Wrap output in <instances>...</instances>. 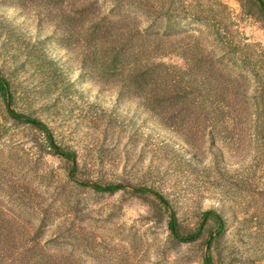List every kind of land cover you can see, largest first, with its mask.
Here are the masks:
<instances>
[{
	"label": "rangeland",
	"instance_id": "rangeland-1",
	"mask_svg": "<svg viewBox=\"0 0 264 264\" xmlns=\"http://www.w3.org/2000/svg\"><path fill=\"white\" fill-rule=\"evenodd\" d=\"M0 71L77 155L0 96V264H264L255 0H0Z\"/></svg>",
	"mask_w": 264,
	"mask_h": 264
},
{
	"label": "trees",
	"instance_id": "trees-1",
	"mask_svg": "<svg viewBox=\"0 0 264 264\" xmlns=\"http://www.w3.org/2000/svg\"><path fill=\"white\" fill-rule=\"evenodd\" d=\"M257 5L260 7V9L264 12V0H255ZM0 96L6 103L8 107V112L10 116L22 123L30 124L37 129H39L41 132L44 133L46 141L49 145V148L52 150V152L55 155H58L74 164H76L77 161V155L73 151L67 150L66 148L61 147L58 145L51 133V131L48 129L46 125H44L42 122H40L37 119L28 117L26 115L20 114L14 110L11 109V93H10V83L8 80L3 76L2 72L0 71ZM75 169L73 168V171ZM85 186H88L92 188L93 190L100 192V193H108V194H113L121 190H126L129 189V187H126L124 185H106L102 186L99 184H85ZM133 191L136 193H143V194H151L154 196L161 205H163L167 211L170 214V222H169V228L172 233V236L179 242L181 243H191L199 237V234H191L187 236H183L178 229L177 225V218L175 213L172 211L170 203L161 195L158 194L154 191L148 190V189H143V188H133ZM210 217H216L213 212H207L204 214V218H210ZM220 223V220H217ZM205 264H213L212 258L209 256L205 259Z\"/></svg>",
	"mask_w": 264,
	"mask_h": 264
}]
</instances>
